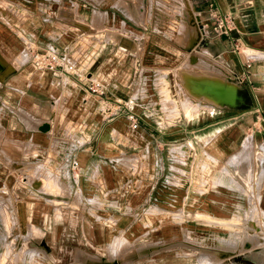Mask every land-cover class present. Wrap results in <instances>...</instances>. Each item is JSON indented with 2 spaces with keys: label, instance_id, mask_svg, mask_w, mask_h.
Masks as SVG:
<instances>
[{
  "label": "crops",
  "instance_id": "0c3cea01",
  "mask_svg": "<svg viewBox=\"0 0 264 264\" xmlns=\"http://www.w3.org/2000/svg\"><path fill=\"white\" fill-rule=\"evenodd\" d=\"M159 1L141 0L144 6L131 16L125 0L0 5L1 233L9 230L7 216L19 204L18 228L27 232L31 224L41 234L30 253L37 264H190L184 251L172 250L173 242L202 237L195 231L202 224L194 221L189 229L178 216L197 212L229 219L251 204L264 213V0H191L207 27L202 37L187 0L172 7ZM220 17H230L227 33L210 30ZM126 22L130 29H124ZM195 32V49L205 47L207 62L188 54L175 70L183 97L170 118L154 81L181 62V45L188 49ZM124 40L127 48L121 47ZM30 46L67 55L78 76L101 82L108 98L125 100L138 126L130 127L125 111L101 118L83 89L33 66ZM199 62L220 69L236 86L202 72L206 67ZM195 64L201 69L194 76ZM207 86L216 89L209 93ZM162 91L169 96L166 84ZM245 142L253 147L254 167L260 165L250 187L228 164ZM122 237L109 254L108 245ZM34 245L26 239L23 253Z\"/></svg>",
  "mask_w": 264,
  "mask_h": 264
},
{
  "label": "rangeland",
  "instance_id": "374dc122",
  "mask_svg": "<svg viewBox=\"0 0 264 264\" xmlns=\"http://www.w3.org/2000/svg\"><path fill=\"white\" fill-rule=\"evenodd\" d=\"M29 1L31 2V5L29 4L28 7L33 8L35 5L34 4L35 0H29ZM155 1L156 0H154V2ZM3 2L4 0H0V5ZM143 2H145V0H143ZM159 2L166 7H172V5L175 3V0H164ZM157 4H152L153 8L151 7L152 8L151 10L155 11L154 7H157ZM122 5L125 8V10H127V12L130 9L129 16L133 14L132 10L137 11V8L141 9L144 6L141 4V0H131V1L125 0V2L122 3ZM138 15L141 16L142 13L140 12L138 13ZM170 15L172 16V18H174L173 17L174 13L170 12ZM116 16L117 15L114 16L115 20H117ZM173 22H176L175 26L177 25V27L174 26L173 28L175 32V37L176 36L178 37L179 33L177 28L179 26L178 25L179 23L177 24L176 20L175 21L173 20ZM184 24L185 22H182V28L183 31L185 32L187 26L186 24L185 25ZM111 29L123 35L130 34L125 31L127 29H130V25L127 22H126V27H124L125 30L123 28L119 29L116 26H113ZM108 37H111V39L115 38V40L119 39V37L116 36L114 37L107 35V38ZM177 37L175 39L178 42ZM194 38L192 41L189 42L188 49H186V47L181 45V47L184 50L183 51L184 57L181 60V62L176 67L168 70V74L166 78H162L161 80H159L158 78V80L154 81L155 85L157 86L156 88L159 92L161 107L163 108V111H165L166 115L169 114L170 118L177 115L179 111L178 105L180 99L183 97L181 92L178 90V86H177L178 79L175 76V70L187 63L188 54L191 55L192 57L196 55L200 59L206 61L204 58L205 51L203 50V48L205 47L202 46L200 51L196 50L195 49V46L197 44L196 35H194ZM191 59L193 61L196 60V58L194 57ZM200 64L206 67L205 69H203L202 72H206L210 75H215L221 84L232 83L234 86H236V84L232 80L227 78L220 69L215 67L216 69H218L217 71L216 69H212V67L207 63L199 62V65ZM195 65H193L192 69H190L191 74L194 76L198 74V72H200L201 69L198 64ZM212 70H215V72ZM79 76L82 79L86 78V76L82 73H79ZM165 84L167 85V88L169 90L168 97L166 96L167 93H164L162 91V88ZM89 98L92 99L94 103V109L96 111V114H98L101 118H103L101 111L98 109V105L95 103L96 100L94 99V97L90 96ZM198 103L200 105L203 104L201 102ZM207 110H203L201 112L209 113V110L208 111ZM199 111L200 109L196 111V113L192 115L190 114L189 116L191 117L197 115ZM257 146L258 145H256V147ZM252 151H253V147L247 145L246 149L242 148L240 153L236 155L234 158H232L228 163L230 165L234 164V168H233L234 173L237 174L249 187L254 174L256 175L258 172L257 169L254 168V165L252 164V160H253L251 155ZM245 153L250 154V156L243 158ZM259 166L260 165L258 164V167ZM223 172L225 174H228V171L225 167H223ZM10 181L11 178H8L7 183H9ZM23 194L25 193L22 192V195ZM29 196L31 195L25 194L24 199H26L27 201H34V199L30 198ZM28 208L30 209L29 206ZM248 209H245V211L240 210L238 213H235L233 218H229V219L214 218L208 216L207 214L197 213V212L188 214L186 218L184 217L180 218L178 216V219L186 220V221L184 220L182 223L185 226H187L189 229H191V227H194V225H196L194 224V221H197L202 224L200 225L201 228H197V230L195 229L197 235L198 234L202 235V237H200L202 238V241H200L199 237H196L194 235H191L190 238L189 237H186L184 239L178 238V240L177 239L174 240L173 243H177V244L176 245L172 244L173 245L172 250L174 249V251L176 252L177 251L179 252V250L184 251L186 253V260L187 261L191 260L190 264H196V263L198 264H264V213H261L258 210L257 205L256 208H254V206L251 204ZM20 210L22 211L23 214L22 207H20L19 204H17L14 207V214L11 216H7V219L11 223L8 228L9 230H7V228L5 227L6 229L5 233H1L2 224H0V258L2 256L4 258L3 261L0 260V264H37L36 256H32L30 253L34 252L35 250L37 251V249H34L35 248L34 240H39L41 234L31 224L28 225L27 232H25L23 228L22 229L18 228L20 227L18 218L22 216V214L20 215ZM26 239H31L34 246H32L31 248L30 247L26 248L23 253L22 249L24 247V242ZM124 240L125 239L123 237L115 238L108 245V253L114 255L117 247L121 245ZM161 245L163 244H160L159 246ZM155 249H157L156 246L152 248V251H154ZM145 251L147 250H143L142 252L144 253ZM130 255L131 254H129L128 257ZM103 259H106V257L102 258V260ZM102 263H105V261H103Z\"/></svg>",
  "mask_w": 264,
  "mask_h": 264
},
{
  "label": "built area",
  "instance_id": "2783aa9c",
  "mask_svg": "<svg viewBox=\"0 0 264 264\" xmlns=\"http://www.w3.org/2000/svg\"><path fill=\"white\" fill-rule=\"evenodd\" d=\"M189 5V12L192 21L198 29L199 36L207 35L206 24L203 23L201 16L197 9L193 6L191 0H187ZM210 30L217 34L227 33L232 29L230 17H220L209 24ZM234 49L237 50L234 44ZM30 61L33 66L50 74L53 77H58L65 80V84L69 82L73 87H79L89 95L95 97L98 101V109L101 111L103 118L120 117L125 111L124 117L129 121L132 129L138 126V117L134 112L128 109L127 102L122 99L108 98L106 96L105 88L101 82L95 79L86 77L82 79L77 74V69L73 62L65 54H61L54 49L44 48L41 50L29 47ZM77 166L76 161H72L70 169Z\"/></svg>",
  "mask_w": 264,
  "mask_h": 264
},
{
  "label": "bare ground",
  "instance_id": "6f19581e",
  "mask_svg": "<svg viewBox=\"0 0 264 264\" xmlns=\"http://www.w3.org/2000/svg\"><path fill=\"white\" fill-rule=\"evenodd\" d=\"M185 25V24H184ZM185 27V26H184ZM197 32V31H196ZM196 32L195 33H193V36H192V38L191 39H189L190 41H192L193 40V38H194V35H196ZM185 35V34H184ZM108 39H110V40H112V41H114V42H118V40L116 39L115 40V38L114 39H111V37H108ZM195 39V38H194ZM189 41V42H190ZM120 42V41H119ZM121 43V42H120ZM192 43V42H191ZM122 48H127L128 47V42H127V40H124L123 42H122V46H121ZM204 51H206V50H204ZM189 88H191V89H193V90H196V91H198V89H199V87L197 86V85H195L193 82H189ZM208 89V90H207ZM215 89H216V87L214 86H207V88H206V90L210 93V92H212V91H215ZM205 90V89H204ZM195 94V93H194ZM193 94V95H194ZM196 95V94H195ZM196 97V96H195ZM199 97V96H198ZM247 145H249V146H251V143H249V142H245L244 144H243V146H242V148L243 149H246V146ZM238 155V154H237ZM261 157V156H260ZM262 158V157H261ZM262 160V159H261ZM255 161V160H254ZM252 162H253V160H252ZM257 162V161H256ZM255 163V162H254ZM253 164V163H252ZM255 165V164H254ZM255 168V167H254ZM257 169V171H258V168H256ZM250 261V260H249ZM205 262V261H204ZM252 262V261H251Z\"/></svg>",
  "mask_w": 264,
  "mask_h": 264
}]
</instances>
